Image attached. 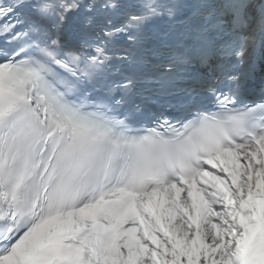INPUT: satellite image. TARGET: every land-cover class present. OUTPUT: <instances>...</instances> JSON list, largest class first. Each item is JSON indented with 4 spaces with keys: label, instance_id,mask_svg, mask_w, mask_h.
<instances>
[{
    "label": "snow or ice",
    "instance_id": "obj_1",
    "mask_svg": "<svg viewBox=\"0 0 264 264\" xmlns=\"http://www.w3.org/2000/svg\"><path fill=\"white\" fill-rule=\"evenodd\" d=\"M258 41L264 0H0V264H264Z\"/></svg>",
    "mask_w": 264,
    "mask_h": 264
}]
</instances>
